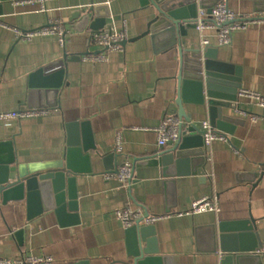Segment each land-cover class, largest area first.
<instances>
[{
    "label": "crops",
    "instance_id": "1",
    "mask_svg": "<svg viewBox=\"0 0 264 264\" xmlns=\"http://www.w3.org/2000/svg\"><path fill=\"white\" fill-rule=\"evenodd\" d=\"M21 1L0 3V114L26 109L47 112L0 120V141L15 137L20 163L59 160L67 148V125L77 122V131L97 152H92L93 172L77 180L79 224L60 225L54 211L28 221L26 201L0 203V258L32 254L50 255L54 264H120L129 253L127 228L116 213L130 204L163 216L154 225L162 254L171 256L174 264H221L228 254L233 264H264V255L257 252H223L219 238L222 224L252 216L264 246V177L256 187L249 181L254 174L264 173V108L240 97L244 90L264 95V20L234 32L229 45L219 44L216 28L190 30L185 38L188 50L209 40V48L218 49V60L240 72V102L233 114L244 122L233 135L227 134L230 143L216 140L208 147L198 174L176 179L177 207L166 214L159 169L136 165L137 158L157 155L158 128L166 115L179 112L177 78L162 73L152 36L139 37L158 17L157 11L141 9L137 0H94L106 16H122L113 32L126 33L128 42L122 50L109 52L107 61L86 62L85 53L102 51L90 46L89 30L79 32L76 27L62 47L56 35L19 40L13 29L31 31L56 19L69 22L72 11L89 7L91 0H46L44 8L41 3ZM229 5L239 15L264 14V0H229ZM66 53L71 55L63 63ZM64 66L66 84L56 94L30 89L33 72L40 68L54 72ZM185 108L195 124L210 121L206 107L185 104ZM119 132L123 152L116 151ZM171 145L167 149L175 143ZM110 153H116L117 170L126 158L132 160L130 184L106 177L103 158ZM206 196L220 201L219 213H185L193 200ZM21 229L25 230L23 243L16 236Z\"/></svg>",
    "mask_w": 264,
    "mask_h": 264
},
{
    "label": "water",
    "instance_id": "2",
    "mask_svg": "<svg viewBox=\"0 0 264 264\" xmlns=\"http://www.w3.org/2000/svg\"><path fill=\"white\" fill-rule=\"evenodd\" d=\"M10 1L13 0H0V3ZM137 1L141 9L152 7L158 13L147 32L139 37L152 36L162 73L164 71L166 76L175 77L178 81L176 103L179 107L178 117L183 121L178 141L160 156L136 160L138 167L159 169L166 191V214H170L177 207L176 179L198 174L206 161L208 150L200 127L187 113L185 104L206 107L212 126L220 132L233 135L236 126L244 122L233 114L238 110L242 80L240 72L218 60L217 48L206 50L204 71L189 67L193 50L185 48V38L190 30L198 29L196 0ZM120 20L122 16L119 15L106 16L91 0L89 7L72 11L69 22H76L79 32L89 30L92 36L99 31L112 33L114 23ZM255 20H264V17L251 19ZM126 42L128 40L120 45L124 47ZM70 55L66 53L62 62L66 63ZM66 77V66L54 72L40 68L30 75L29 86L40 93L56 94L66 84ZM67 128V148L59 160L20 163L15 137L0 141V203L8 205L26 201L28 221L44 212L54 211L62 226L80 223L77 180L93 172L92 152L97 151L91 141L77 131V122L68 124ZM115 155L110 153L104 156L106 173L118 171L114 164ZM263 177L264 173L254 174L249 181L256 187ZM219 230L223 252L240 249L255 253L261 247L256 220L252 216L249 220L222 224ZM24 234V229L16 233L20 243L24 241ZM126 237L128 260L120 264H174L171 256L162 254L155 225L127 228ZM221 264H233V256L228 254Z\"/></svg>",
    "mask_w": 264,
    "mask_h": 264
},
{
    "label": "built area",
    "instance_id": "3",
    "mask_svg": "<svg viewBox=\"0 0 264 264\" xmlns=\"http://www.w3.org/2000/svg\"><path fill=\"white\" fill-rule=\"evenodd\" d=\"M21 4H36L41 3L42 8L45 7L46 0H22ZM198 6V29L204 31L210 28L218 29V42L220 45H229L232 42V35L239 30L247 29L252 22H261L262 20L251 21L253 18L264 17V14H237L229 5V0H196ZM211 12V14L209 13ZM207 18H210L209 20ZM76 22H65L62 19L49 21L48 25L31 31H23L14 28L16 38L19 40H32L36 36L56 35L59 38L62 47L66 46V38L76 31ZM127 40V35L124 32H95L90 38V46L96 45L102 49L100 52L89 51L82 58L86 62H104L108 60V53L117 50L120 51V43ZM210 46L209 40H202L197 43L193 49L189 67H196L204 71L206 62V50ZM245 97L255 100L258 105L264 108V95L244 90L240 93V97ZM47 110H19L0 114V120L9 122L39 116L46 113ZM183 121L175 115H166L158 128V150L157 155L173 144L176 143L180 135V127ZM202 132L205 146L209 147L216 141L230 143V137L215 129L209 120L199 126ZM172 146V145H171ZM123 135L122 132L117 134L116 151L123 152ZM165 149V150H164ZM133 162L126 158L119 166L117 172L107 173L108 179L118 178L124 185L130 184L133 180ZM221 211V203L215 197H202L193 200L190 208L185 212L186 214L194 215L204 212ZM116 216L122 221L125 228H130L136 225H154L163 216H156L144 212L141 208L134 209L130 204L123 209L117 211ZM258 254L264 255V246L256 251ZM0 264H54V258L50 255L35 256L32 254H25L19 259L0 258Z\"/></svg>",
    "mask_w": 264,
    "mask_h": 264
}]
</instances>
